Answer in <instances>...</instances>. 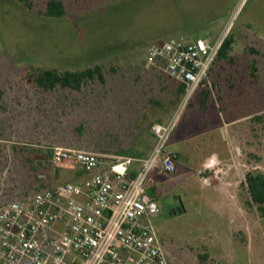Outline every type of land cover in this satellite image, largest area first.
Listing matches in <instances>:
<instances>
[{"label":"rangeland","instance_id":"rangeland-1","mask_svg":"<svg viewBox=\"0 0 264 264\" xmlns=\"http://www.w3.org/2000/svg\"><path fill=\"white\" fill-rule=\"evenodd\" d=\"M28 1L0 0V203L72 181L48 162L56 146L147 157L153 125L181 101L177 84L146 65L147 48L235 36L170 138L176 170L154 174L161 213L151 223L171 264H264V218L242 186L247 172L264 173V0H61V18L45 15L49 0ZM96 65L104 82L79 94L32 83L41 70Z\"/></svg>","mask_w":264,"mask_h":264},{"label":"built area","instance_id":"built-area-1","mask_svg":"<svg viewBox=\"0 0 264 264\" xmlns=\"http://www.w3.org/2000/svg\"><path fill=\"white\" fill-rule=\"evenodd\" d=\"M225 39L177 36L150 45L146 65L185 85V92L172 117L153 125L149 155L134 159L54 147L52 165L72 169L75 177L0 203V264H171L151 223L161 206L148 191L155 173L175 172L170 138Z\"/></svg>","mask_w":264,"mask_h":264},{"label":"trees","instance_id":"trees-1","mask_svg":"<svg viewBox=\"0 0 264 264\" xmlns=\"http://www.w3.org/2000/svg\"><path fill=\"white\" fill-rule=\"evenodd\" d=\"M18 1L25 4L26 6H29V4H31L28 0H18ZM44 12L47 17L61 18L65 16L66 14V7L61 0H49L46 3ZM234 37L235 36H230L229 38L225 39V42L219 52V55L214 65L219 61H227L229 59L228 55L230 53V50L232 49ZM255 52H256L255 50H252V54H257ZM214 65L208 74V78L210 74H212V71L214 70ZM252 70L253 71L256 70V67L254 66ZM156 71L160 72L161 74H163V76H166L168 79H171L170 77L165 75L163 72L159 70H156ZM32 79H33L32 83L36 86V88L45 94H59L63 92L79 94L90 85V82L95 81V79H98L100 80L101 83H103L104 73H103V68L100 65H96L94 67H90L84 70L66 71V72H59L55 69H47V70L39 71L36 75H33ZM171 80L177 84L176 94H177V98L180 100L185 92V85L177 83L173 79ZM204 83L202 84V86L204 85ZM206 99H207V95L205 92V95L202 96V100L204 103ZM59 111L65 112L64 107H61V108L55 107V109L53 110V112L55 113ZM48 113H50V109ZM75 131H77L82 136V133L84 131V126L80 125L76 127ZM102 145L103 143H99L98 150H100L103 153H108L110 150H106V148H103ZM52 149L48 152L46 156L51 166H53L50 161ZM114 154L115 155H112V156L143 159L140 157L139 154L126 152L125 150L121 148H119V150H116ZM42 177L43 176L41 175L37 176V178H39L40 180ZM242 186L246 189V192H247V197H248L246 200L247 205L251 207H256L261 217L264 218V173L258 169L247 172ZM53 187H56V186H53ZM53 187H48V188H53ZM48 188H45V189H48ZM150 188H149V191H152L154 194V190L152 189L150 190ZM28 196L29 194L26 193L23 196H20L19 198L23 199Z\"/></svg>","mask_w":264,"mask_h":264},{"label":"water","instance_id":"water-1","mask_svg":"<svg viewBox=\"0 0 264 264\" xmlns=\"http://www.w3.org/2000/svg\"><path fill=\"white\" fill-rule=\"evenodd\" d=\"M184 211H185L184 207L180 206L179 208L173 211V214L179 215V214H182Z\"/></svg>","mask_w":264,"mask_h":264},{"label":"crops","instance_id":"crops-1","mask_svg":"<svg viewBox=\"0 0 264 264\" xmlns=\"http://www.w3.org/2000/svg\"><path fill=\"white\" fill-rule=\"evenodd\" d=\"M136 163H134V168L135 169H137L139 166H140V164H137V165H135ZM67 169H70V168H67ZM72 170V169H71ZM73 171V170H72ZM171 175V174H170ZM170 175H168V176H170ZM74 177H75V173H74V171H73V174H72V179H74ZM149 192V191H148ZM150 195V194H149Z\"/></svg>","mask_w":264,"mask_h":264}]
</instances>
